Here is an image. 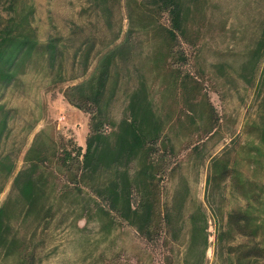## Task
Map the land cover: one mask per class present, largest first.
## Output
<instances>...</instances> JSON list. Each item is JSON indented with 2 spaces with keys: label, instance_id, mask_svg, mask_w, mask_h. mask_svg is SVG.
I'll list each match as a JSON object with an SVG mask.
<instances>
[{
  "label": "rangeland",
  "instance_id": "rangeland-1",
  "mask_svg": "<svg viewBox=\"0 0 264 264\" xmlns=\"http://www.w3.org/2000/svg\"><path fill=\"white\" fill-rule=\"evenodd\" d=\"M31 1L34 5L31 23L36 36L40 42L53 39L55 53L51 65L33 61L1 94L0 101L10 112L0 138V158L7 154L13 164L8 174L0 172V203L6 197L9 203L4 216L9 223L8 234L29 236L33 229L30 264H184V232L175 239L164 234L158 245H154L132 226L117 219L107 224L102 216H89L92 211L80 213L79 208L66 211L67 204L69 208L77 207L81 197L87 196L86 188L72 202L67 198L73 197V193L62 198L58 211L44 215L46 222L43 218L36 222L34 213L27 217L25 224L20 222L21 199L12 186L13 175L28 163L25 156L33 142L42 155L40 166L49 170L57 169L54 156L49 155L53 140L55 154L62 145L83 147L88 114L69 103L63 91L67 85L87 77L102 51L117 43L129 26L125 0ZM206 9L212 13H206L207 22L202 23L207 25L204 36L195 45L181 39L180 51L187 60L169 65H178L193 75L186 86L184 81L188 77L178 76L174 90L167 88L162 60L152 62L154 47L148 45L147 35L139 32L135 19L131 22L129 41H136L128 58L119 64L121 69L108 115L117 120L126 91L138 80L147 85L178 157L176 170L162 182L163 199L168 200L176 183L185 181L188 187L185 207L198 200L207 216L208 245L202 264H218L220 251L214 247V213L224 219L228 209L243 207L247 201L261 209L255 198L232 194L227 181L213 193L209 185L206 199L205 176L209 156L225 153L229 167L237 168L244 178L258 185L264 184V163L250 160L258 157L260 144L254 130L248 128L264 115V48L258 57L248 54L255 45L264 44V37L260 36L264 27V0H212V8ZM187 91L189 102H186ZM201 103L210 105L214 132L204 131L203 126L196 128L205 118L206 106L202 107ZM186 114H191V121ZM109 127L107 124L104 128ZM194 143L198 150L190 152ZM58 177V186L72 184L64 174L58 173ZM42 184L45 194L52 195L51 179ZM44 202L47 200L43 197ZM259 213L264 217V212ZM243 239L244 236L226 237L221 252L225 254ZM2 255L0 261L4 259ZM12 256L10 253L5 260ZM194 257V253L186 255L189 261Z\"/></svg>",
  "mask_w": 264,
  "mask_h": 264
},
{
  "label": "trees",
  "instance_id": "trees-1",
  "mask_svg": "<svg viewBox=\"0 0 264 264\" xmlns=\"http://www.w3.org/2000/svg\"><path fill=\"white\" fill-rule=\"evenodd\" d=\"M125 6L129 26L122 38L102 51L94 70L87 77L67 85L63 91L69 103L88 114L83 147L79 144L71 148L62 145L59 153L55 154L56 141L53 140L49 155L54 156L57 169L49 170L40 166L42 155L35 149L36 142H33L25 156L28 163L12 177V186L21 199L18 210L20 222L25 224L32 213L36 222L40 218L46 222V215L60 209L62 198L73 193V197L67 198L72 202L76 200V194H81L80 191L86 188L87 196L81 197L77 207L69 208L67 204L66 211L74 212V208H79L80 213L92 211L89 216H102L107 224L117 219L132 226L142 238L154 245H158L159 238L164 234L175 239L184 232L182 262L202 264L208 245L207 216L198 200L185 207L188 193L185 181L176 183L168 200L163 199L162 182L176 170L178 157L170 137L165 133L164 118L154 107L147 85L138 80L126 91L125 103L117 120L109 117L108 106L118 81L119 64L128 58L136 41H129L128 37L134 19L139 32L147 35L148 45L154 47L152 62L162 60L165 83L169 90H174L177 89L176 79H180L178 76L188 77L184 81L186 86L193 75L188 70L182 71L178 65H169L173 61L181 63L187 60L179 45L182 40L195 45L204 36L207 25L202 23L207 22L206 13L201 12L195 0H125ZM33 10L31 0H0V100L3 89L15 82L17 75L33 61L48 67L54 58L53 39L40 42L36 36L31 23ZM260 36L264 37V27ZM263 48L264 44H257L248 54L258 57ZM144 53L147 54L148 49ZM189 98L187 91L186 102ZM187 105L191 107L190 103ZM9 112V108L0 101V138L6 130ZM186 116L191 121V114ZM211 116L210 105L207 104L205 118L196 128L203 126L204 131L214 132ZM107 124L110 127L106 130L104 127ZM248 128L254 130L260 144L258 157H250V160L264 163V115ZM190 149V152H196L198 146L191 144ZM12 168L7 154L3 155L0 172L6 175ZM58 173L64 174L72 184L58 186ZM48 178L51 179L52 195L45 194L42 184ZM224 181H227L232 194L255 198L260 202L261 209L247 201L243 207L228 209L224 219H219L214 213V247L220 251L218 264H264V217L258 214V211L264 212V184L258 185L244 178L237 168L229 167L225 153H214L207 162L206 199L209 185H212L213 193ZM43 197L47 202L43 203ZM8 204V197L0 203V253L4 258L0 264H30L28 257L33 251L30 242L34 231L32 229L29 236L8 234L9 223L4 220ZM232 235L244 236V239L223 254L222 242ZM10 253L13 256L5 260ZM190 253L195 256L191 261L186 259Z\"/></svg>",
  "mask_w": 264,
  "mask_h": 264
},
{
  "label": "crops",
  "instance_id": "crops-1",
  "mask_svg": "<svg viewBox=\"0 0 264 264\" xmlns=\"http://www.w3.org/2000/svg\"><path fill=\"white\" fill-rule=\"evenodd\" d=\"M198 3V6L200 7V10H202L201 12L204 13H212L211 11H208L206 8L210 7L212 8V0H195ZM196 7V6H194Z\"/></svg>",
  "mask_w": 264,
  "mask_h": 264
}]
</instances>
